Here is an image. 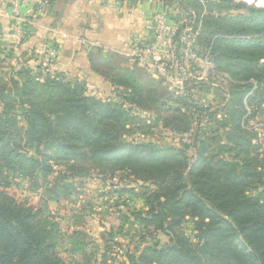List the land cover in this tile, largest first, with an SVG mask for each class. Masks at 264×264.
Instances as JSON below:
<instances>
[{
    "label": "trees",
    "instance_id": "trees-1",
    "mask_svg": "<svg viewBox=\"0 0 264 264\" xmlns=\"http://www.w3.org/2000/svg\"><path fill=\"white\" fill-rule=\"evenodd\" d=\"M208 22L201 37L205 47L211 45L215 35L236 37L240 32L239 29L237 32L228 30L223 21ZM230 41L223 37L214 41V60L224 69V51H229V61L234 60L231 75L247 74L246 81L257 83L254 94L259 93L264 87V64L261 63V60L264 63V44L249 54H235L238 45L232 43L238 39ZM230 47L235 51L228 50ZM99 67L95 65L98 74L101 73ZM122 70L120 73L125 74L121 76L106 74V77L127 93L123 96L124 102L130 103L132 97L137 98L136 104L145 105L149 95L154 93L153 88L140 84L132 70ZM252 89L251 83L243 96ZM86 93V85L66 82L60 75L47 76L42 82L35 81L24 70L9 79L0 77V171L7 168L33 180L50 175L49 159L40 156L42 148L70 152L71 159L103 164L117 151L126 154L143 147L129 148L122 142V133L126 132L129 122L125 105L104 102ZM192 98V94L175 96L169 92L165 102L157 99L153 104L175 111L179 114L176 117H184L188 122L187 116L193 114L201 118L203 114ZM17 110L22 112L25 128L20 126ZM241 116L236 117L235 134L228 139L233 142L237 150L235 157L242 166L224 163L220 169L223 175L212 176L211 172L207 175L202 169L199 171L198 168L205 166L201 156L188 175L181 171L182 162L142 166L138 155L118 160L130 161L129 165L104 167L107 170L104 173L130 170L132 175L156 188L146 200L150 216L138 215L140 223L155 227L153 231L145 229L147 235L143 237L151 238L153 244H141L136 252L128 253L127 264H264V190L259 189L264 169L259 170L257 155L245 153V147L249 150L254 147L244 138L239 124ZM28 148L35 149L37 157L26 155ZM158 152L172 153L175 157L181 153L173 148ZM3 187L0 184V264H68L59 253L61 230L55 217L44 209L17 205ZM186 219L193 223L197 233L195 242L181 234ZM159 234L165 235L168 243L161 244ZM85 236L80 231L75 232L73 238H77L78 243L69 252L81 254L85 259L83 264H114L109 258L120 244L114 229L107 230L108 240L102 238L105 250L96 261L86 251Z\"/></svg>",
    "mask_w": 264,
    "mask_h": 264
},
{
    "label": "rangeland",
    "instance_id": "rangeland-1",
    "mask_svg": "<svg viewBox=\"0 0 264 264\" xmlns=\"http://www.w3.org/2000/svg\"><path fill=\"white\" fill-rule=\"evenodd\" d=\"M255 1L246 3L240 0H220L219 4L209 8L213 13L212 16H208L207 21H223L229 27L228 30L234 29L236 32L240 30L236 35L238 41L234 43L230 41L238 45L237 51L232 47L228 49L235 51V54L236 52L249 54L263 47L264 39L260 38L264 37V9L257 7L253 3ZM224 55L222 71L230 77V81H211L195 89L192 92V102L201 108L203 114L201 118L193 114L187 116L188 122H185L184 117H181L182 119L176 117L179 114L175 111H168L167 107L160 108L156 103L153 104L157 99L165 102L169 98V91L159 86L161 82L154 80L139 68L132 70L135 79L140 84L153 88L154 93L149 95L145 105L136 104L137 98L132 97L131 104L124 102L123 96L127 93L119 90L106 74L121 76L125 74L123 70L127 68L119 56L108 58L98 64L103 84L94 89L88 87L86 95L104 102L125 105L124 108L129 111V122L124 125L126 132L122 133V142L129 148L138 146L146 148L141 147L126 154L117 151L110 156L109 162L103 164L86 159H71L70 152L42 148L40 156L49 159L47 165L52 171L50 175L46 177L42 175L33 180L23 178L7 168L0 171V184L5 186L2 190L17 205L44 209L55 217L61 230L59 253L66 263H85L81 254L69 252L77 246L78 239L73 238L77 231L86 235L88 246L86 251L95 261L101 258L105 250L102 238L108 240L105 236L107 230L111 228L115 230L117 243H120L109 258L114 264H127L128 253L136 252L142 247L141 244H153L151 238L143 237L147 235L145 229L153 231L155 227H146L140 223L138 215L150 216L146 200L150 192L156 188L145 183L143 178L135 177L127 169L104 173L105 166L122 167L125 163L129 165L130 161L125 159H132L138 155L142 166H163L182 162L184 168L181 171L188 175L201 156L205 166L198 168L199 171L202 169L207 175L211 172L212 176L216 173L223 175L224 171L220 169L224 167V163L237 164L239 168L242 166L240 160L235 157L237 150L233 142L228 139L235 134L234 129L238 124L236 117L242 115L239 124L244 138L249 139L254 147L250 150L245 147V153L257 155L260 162L259 170L261 171L262 167L264 169V87L261 90L262 95L260 89L259 93L254 94L257 88L256 81H246L247 74L233 77L230 71L234 69V60L229 61V51L225 50ZM261 63L264 64L262 60ZM21 70L28 71L24 67H12L10 64L5 70H0V77L9 79ZM251 83L253 89L244 97L243 93ZM16 114L20 116V126L25 128L22 112L17 110ZM223 146L226 147L225 150L221 148ZM165 148H173L181 153L175 157L172 153L158 152ZM25 154L37 157L33 148L25 149ZM121 158L125 159L118 161ZM250 158L249 156V160ZM253 163L255 165V162ZM263 179L259 183L260 191L264 190ZM186 221L182 224L181 234L195 242L197 233L194 231L193 223L188 219ZM119 229H123L122 232ZM159 241L164 245L168 243V238L159 234Z\"/></svg>",
    "mask_w": 264,
    "mask_h": 264
},
{
    "label": "crops",
    "instance_id": "crops-1",
    "mask_svg": "<svg viewBox=\"0 0 264 264\" xmlns=\"http://www.w3.org/2000/svg\"><path fill=\"white\" fill-rule=\"evenodd\" d=\"M10 2L0 0V70L17 67L18 56L36 68L37 59L52 47L58 57L43 80L60 75L90 89L103 84L95 65L110 57L119 56L127 69L138 68L131 48L153 38L151 16L160 9L146 0H50L44 7L27 0L20 4L26 38L18 44Z\"/></svg>",
    "mask_w": 264,
    "mask_h": 264
},
{
    "label": "built area",
    "instance_id": "built-area-1",
    "mask_svg": "<svg viewBox=\"0 0 264 264\" xmlns=\"http://www.w3.org/2000/svg\"><path fill=\"white\" fill-rule=\"evenodd\" d=\"M26 1L11 0L10 2L15 21L13 34L18 44L26 38L24 21L20 18V4ZM32 1L40 7L48 6L50 2V0ZM146 1L161 10H157L151 16L153 38L139 41L131 48V58L139 69L161 82L163 87L176 96L192 94L199 86L211 81H230V77L214 60L212 45L219 37L229 40H234L236 37L215 35L209 47L201 44L205 23L208 16H212L213 13L209 8L219 4L220 0ZM253 3L264 9V0H256ZM57 57V49L51 47L37 59L36 68H31L29 60L24 56H18L15 63L18 67L28 70L35 81L42 82L43 76L48 73Z\"/></svg>",
    "mask_w": 264,
    "mask_h": 264
},
{
    "label": "bare ground",
    "instance_id": "bare-ground-1",
    "mask_svg": "<svg viewBox=\"0 0 264 264\" xmlns=\"http://www.w3.org/2000/svg\"><path fill=\"white\" fill-rule=\"evenodd\" d=\"M246 3H248V2H250V1H252V0H244Z\"/></svg>",
    "mask_w": 264,
    "mask_h": 264
}]
</instances>
